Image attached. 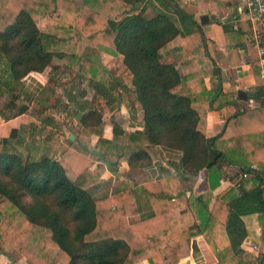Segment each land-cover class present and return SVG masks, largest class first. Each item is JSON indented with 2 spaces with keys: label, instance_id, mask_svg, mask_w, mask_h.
<instances>
[{
  "label": "trees",
  "instance_id": "trees-1",
  "mask_svg": "<svg viewBox=\"0 0 264 264\" xmlns=\"http://www.w3.org/2000/svg\"><path fill=\"white\" fill-rule=\"evenodd\" d=\"M55 12L67 23L62 34L39 26ZM197 12L188 0H0V96L6 95L16 112L27 111L35 99L41 105L31 112L38 122L23 124L17 136L0 143V220L7 223L0 231V255L12 245L30 264H136L143 259L158 264L155 251L169 246L170 216L178 207L186 217L196 214L199 222L174 235L204 234L217 264H242L241 252L231 247L248 238L244 216L259 214L264 238V179L254 168L256 164L264 171V100L261 109L236 111L220 133L208 136V111L234 100L233 94L207 87L205 74L217 69L184 75L176 62L164 61L205 43ZM83 38L88 44L79 53ZM98 49L129 69L131 87L124 92L117 88L114 73L97 60ZM48 67L58 69L49 84L62 67L76 71L78 82L54 104L49 103L55 91L50 85L35 98L17 93L23 77ZM263 81L261 77L256 89L260 97ZM83 82L93 89L92 98L87 87L81 88ZM123 101L132 119L141 105L143 129H126L115 121ZM101 102L114 121L111 138L104 136ZM51 107L77 119V131L70 132L75 138L69 137L62 149L57 138L60 120L52 111L43 113ZM93 135L99 136L96 149ZM161 146L181 150L183 168L193 175L207 169L211 189L185 198L176 176L151 182L144 186L147 197L167 211L159 209L131 223L129 216L139 210L133 188L98 193L105 183V164L126 161L132 168L147 167L159 160ZM92 151L106 163L92 169ZM232 164L243 168L241 178L216 196L211 207L221 169ZM243 173L253 176L244 181L249 176L242 178ZM224 230L228 236L220 246Z\"/></svg>",
  "mask_w": 264,
  "mask_h": 264
},
{
  "label": "crops",
  "instance_id": "crops-1",
  "mask_svg": "<svg viewBox=\"0 0 264 264\" xmlns=\"http://www.w3.org/2000/svg\"><path fill=\"white\" fill-rule=\"evenodd\" d=\"M196 4L198 12L196 20L202 26L206 35V41L197 42L181 51L166 57L165 62H176L181 74L187 75L199 70H212L205 74L204 78L209 89L223 90L232 93L234 100L225 103L220 108L208 111L207 135L214 136L220 133L228 118L238 110H256L262 108L264 95H256V89L262 77L260 55L255 37L259 31V25L251 14L247 0H188ZM82 40H87L83 38ZM79 52V51H78ZM115 57V56H113ZM117 60L118 58L115 57ZM120 63V62H119ZM116 64V62H115ZM121 64V63H120ZM122 65V64H121ZM122 70V71H120ZM52 67L44 71H31L22 78L17 93L21 97L35 98L40 94L44 86L49 84ZM114 74L117 88L124 92L125 88L132 86V73L122 65ZM122 72V74H119ZM245 91L247 98H242L239 91ZM9 104V106H8ZM12 101L6 95L0 96V143L11 136H17L23 124L38 122L32 112V103L27 111L16 112L17 108L10 107ZM13 105V104H12ZM139 114L132 119L127 104L123 101L120 112L115 121L121 123L126 129L135 130L144 128L143 109L138 104ZM104 136H113L114 121L112 118L105 120ZM74 134V133H71ZM70 134V135H71ZM58 135V134H57ZM75 135V134H74ZM75 138V137H74ZM98 135H93L91 145L96 149ZM161 157L147 167L132 168L126 161H121L113 166L106 165L103 159H97L99 155L91 153L94 158L91 168L105 164L103 173L106 187L98 193H112L117 188H133L134 199L139 205V210L129 216V221L135 223L141 219L154 216L156 211H167V208L159 203L152 205L145 193V185L169 176H176L179 187L184 191L185 198L194 194L199 195L211 189L209 171L203 169L196 176L186 171L182 165L183 153L179 149L161 146ZM258 170L259 179H264V171L254 165ZM223 177L220 184L213 191L212 207L214 199L219 194L225 193L231 187L236 186V181L241 177L243 168L240 165H224ZM252 173L244 181L249 180ZM258 178V177H257ZM176 194V192H174ZM1 200V198H0ZM184 209L176 208L171 213V231L169 232V246L160 251H155L158 264H217L218 256L202 233L186 235L182 238L175 236L183 226L189 228L199 222L196 214L186 217ZM190 212V211H188ZM249 230L247 239L239 247H231L233 251H240L242 264H262L261 255L264 252V238H262V225L259 214L253 213L243 217ZM7 229V223L0 220V231ZM150 231H154L153 228ZM226 230H224L225 232ZM227 232L221 235L218 242L220 246L227 238ZM164 236L166 231L161 232ZM256 243L259 248L254 250L249 245ZM0 264H30L25 256L14 246L9 245L0 255ZM136 264H151L148 259L138 261Z\"/></svg>",
  "mask_w": 264,
  "mask_h": 264
},
{
  "label": "rangeland",
  "instance_id": "rangeland-1",
  "mask_svg": "<svg viewBox=\"0 0 264 264\" xmlns=\"http://www.w3.org/2000/svg\"><path fill=\"white\" fill-rule=\"evenodd\" d=\"M149 12L151 11V8H149ZM66 22L65 20L62 19L60 12H55L54 14H50L48 16H46L45 18H43L40 22H39V26L44 28L47 31L50 32H57V33H64L66 30ZM88 44V40H80L78 43V51L79 53H84L85 48ZM96 55H97V60L98 62L105 68L109 69L110 72L117 73L119 67H122V65L119 63L120 59H115V57H113L114 55L104 51L103 49H98L95 51ZM83 59V58H82ZM116 62V64H115ZM49 68V67H48ZM58 70V69H57ZM51 71V73L53 72V74L57 71ZM122 71V70H120ZM59 76L58 79L56 81H54L53 83H50L48 85H50V88H54V93L49 96V103L50 104H54L57 100V98L59 96L64 95L65 89L67 87H70V85L74 84V82H78L75 72L74 70H65V68H60L59 69ZM119 74H122V72H120ZM114 76V75H113ZM86 82H83L81 84V88L82 89H87L88 85H86ZM75 86H78V84H75ZM87 87V88H86ZM88 88V93L87 95L92 98L94 95V91L93 89ZM102 103V102H101ZM33 106L36 107V109L41 106L39 102H37V99H35V104H33ZM32 106V108H33ZM100 108H102V111L104 112V119L105 120H109L110 119V111L108 110V107L106 105H104L102 103V106H99ZM54 112L56 117L58 118L57 120H60V124H61V128L62 130L59 131L57 138L59 139V146L58 149H62L63 147H67L68 145V138L70 137V132L72 130H76L77 128L74 127L77 124V119L74 118L71 114L67 115L65 113L60 112V109H56L55 107H51V108H46L45 112H43L44 114H48V112ZM40 115H42L40 113ZM77 131V130H76ZM92 153H94L92 151ZM108 187V185H107ZM106 187L105 185H102L98 190L100 191H104ZM252 242L250 243L249 246H251Z\"/></svg>",
  "mask_w": 264,
  "mask_h": 264
},
{
  "label": "built area",
  "instance_id": "built-area-1",
  "mask_svg": "<svg viewBox=\"0 0 264 264\" xmlns=\"http://www.w3.org/2000/svg\"><path fill=\"white\" fill-rule=\"evenodd\" d=\"M247 5L251 10V14L259 25V31L256 34L255 42L257 43L259 55H260V64H261V74L264 80V0H247ZM263 94H264V85H263ZM242 178L249 176L248 173H243ZM239 177L237 181L240 179ZM236 181V182H237ZM251 248L258 250L259 246L256 243H252Z\"/></svg>",
  "mask_w": 264,
  "mask_h": 264
},
{
  "label": "water",
  "instance_id": "water-1",
  "mask_svg": "<svg viewBox=\"0 0 264 264\" xmlns=\"http://www.w3.org/2000/svg\"><path fill=\"white\" fill-rule=\"evenodd\" d=\"M239 95H240L242 98H245V99L247 98L246 92L243 91V90L239 91ZM74 137H75L74 134H71V135H70V138H71V139H74Z\"/></svg>",
  "mask_w": 264,
  "mask_h": 264
},
{
  "label": "bare ground",
  "instance_id": "bare-ground-1",
  "mask_svg": "<svg viewBox=\"0 0 264 264\" xmlns=\"http://www.w3.org/2000/svg\"><path fill=\"white\" fill-rule=\"evenodd\" d=\"M264 82V81H263ZM257 168V167H256Z\"/></svg>",
  "mask_w": 264,
  "mask_h": 264
}]
</instances>
